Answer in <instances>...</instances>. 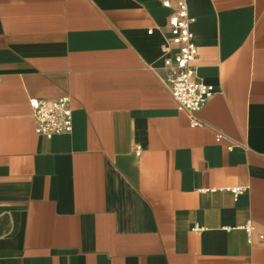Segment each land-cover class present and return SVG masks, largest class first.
I'll return each instance as SVG.
<instances>
[{
	"label": "crops",
	"instance_id": "1",
	"mask_svg": "<svg viewBox=\"0 0 264 264\" xmlns=\"http://www.w3.org/2000/svg\"><path fill=\"white\" fill-rule=\"evenodd\" d=\"M187 3L197 126L163 0H0V264H264V0ZM64 95L73 131L38 135Z\"/></svg>",
	"mask_w": 264,
	"mask_h": 264
},
{
	"label": "built area",
	"instance_id": "2",
	"mask_svg": "<svg viewBox=\"0 0 264 264\" xmlns=\"http://www.w3.org/2000/svg\"><path fill=\"white\" fill-rule=\"evenodd\" d=\"M163 5L172 9L169 16V27L172 36L161 45L165 52H169L172 46L177 51L172 57H166L164 61L168 74L162 79V84L166 87L177 103L179 111L188 114L193 126L200 125L196 118V113L214 95V87L204 83L197 74L194 61L198 55V46L195 42L194 34L191 30L193 18L188 11L187 0H163ZM32 115L35 119V131L38 135L48 138L58 134H68L73 131L74 115L70 95L60 97L32 98ZM218 140L222 138L218 135ZM234 145H230L232 149ZM142 148L137 146L136 154L140 155ZM246 187L235 186L230 190L237 197ZM247 230H252L249 222Z\"/></svg>",
	"mask_w": 264,
	"mask_h": 264
}]
</instances>
